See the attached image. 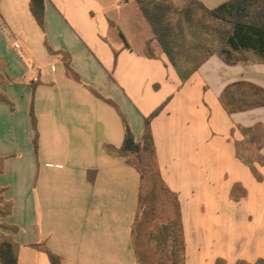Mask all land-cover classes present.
<instances>
[{
	"label": "crops",
	"instance_id": "crops-1",
	"mask_svg": "<svg viewBox=\"0 0 264 264\" xmlns=\"http://www.w3.org/2000/svg\"><path fill=\"white\" fill-rule=\"evenodd\" d=\"M30 3L0 0V190L17 264H51L47 251L62 264H138L141 174L134 155L106 147H122L126 123L142 144L145 118L167 101L151 129L185 264L264 261V106L228 113L221 102L235 84L252 102L264 62L213 55L183 82L135 0H46L44 30Z\"/></svg>",
	"mask_w": 264,
	"mask_h": 264
},
{
	"label": "trees",
	"instance_id": "trees-1",
	"mask_svg": "<svg viewBox=\"0 0 264 264\" xmlns=\"http://www.w3.org/2000/svg\"><path fill=\"white\" fill-rule=\"evenodd\" d=\"M45 2L46 0H31L30 9L38 25L45 29ZM140 10L150 24L154 38L167 55L170 63L176 69L179 77L186 82L190 77L213 55H218L227 64L234 65L240 62L242 53L253 52L264 62V0H229L214 9H208L199 0H190L182 9H176L168 0H135ZM194 7L200 9L204 15L211 17L215 22L214 28L209 32L206 24L201 20L196 24V31L192 37L196 44L192 45L187 42L185 36V23L189 27L194 24ZM177 16L175 19L174 17ZM206 33V34H204ZM207 35L202 37V35ZM146 54L150 58L155 57V53L150 43L147 44ZM67 68L71 71L69 63L66 62ZM246 84H235L228 88L222 96L221 102L228 113L236 111H245L254 107L264 106V90L252 87L250 94L253 97L252 102H245L238 98L240 88ZM236 89V90H235ZM1 98V97H0ZM110 104L117 105L111 101ZM156 109L149 117L145 118V131L143 143L135 142L134 134L129 125L126 123V133L123 145L120 149L107 146L106 150L111 154L129 157L134 155L140 164L144 165L142 170L139 165L135 164L129 158L128 162L135 165L141 174L142 185L149 175L154 183L153 192H160L165 196H173L175 206V219L168 224L158 228L162 237L155 236L157 241V251L169 249L170 259L168 264H185V242L183 238L182 221L180 217L179 203L177 195L174 194L165 185L160 175L159 167L156 160V148L152 135L151 122L158 116L166 104ZM34 130L36 131L34 145L38 147V133L36 127V118L34 112H31ZM245 135H251L253 129H242ZM260 160H263L260 157ZM261 180V177L258 176ZM1 191V190H0ZM8 203V202H7ZM142 186L139 198V213L142 208ZM10 213L11 205L8 203ZM156 211L155 204L149 205V210L143 214L147 217L149 212L152 214ZM137 217V220H138ZM137 220L133 229V241L136 248L138 264H148L145 252L142 250L144 244H139L136 237ZM156 231H152L155 233ZM158 233V232H156ZM157 235V234H156ZM51 264H62L61 258L50 251H47ZM169 258V257H168ZM0 260L3 264H17L16 246L12 243H3L0 246ZM167 264V263H164ZM238 264H246L239 262ZM258 264H264V261Z\"/></svg>",
	"mask_w": 264,
	"mask_h": 264
},
{
	"label": "rangeland",
	"instance_id": "rangeland-1",
	"mask_svg": "<svg viewBox=\"0 0 264 264\" xmlns=\"http://www.w3.org/2000/svg\"><path fill=\"white\" fill-rule=\"evenodd\" d=\"M171 2L174 8L182 9L187 4H190V0H168ZM175 19L177 16L174 17ZM203 21L206 24L208 29L207 35L211 34L212 28H214L216 22L209 16L204 15L203 12L194 7V24L189 27L188 23H185V36L187 37V42L192 45L196 44V40L192 37V33L196 31V24L199 21ZM206 34V33H204ZM202 35V37H206L207 35ZM246 144L242 146L245 147ZM255 149L254 147L249 152L252 159H255ZM135 164L139 165L142 170L148 169L144 168V165L140 164L138 159L134 157L132 159ZM1 165V163H0ZM154 183L149 175L146 174V178L143 181L142 185V208L140 211V215L137 220L136 226V237L137 242L139 244H144L142 250L145 252V257H147L148 264H164L170 263L172 260L170 259L169 249H165L164 251H157V241L154 240L155 236L162 237V234H159L158 228L168 224L170 221L174 220L175 215V206L173 196H165L160 192H153ZM155 204L156 211L152 214L149 212L147 217L143 214V212L147 209L149 210V205ZM9 212V206L7 201H5L3 197L2 191H0V246L3 243H12V234L14 233V228L8 224L6 218L7 213ZM152 231H156L158 233H152ZM157 234V235H156ZM169 257V258H168ZM0 264H3L0 260Z\"/></svg>",
	"mask_w": 264,
	"mask_h": 264
},
{
	"label": "built area",
	"instance_id": "built-area-1",
	"mask_svg": "<svg viewBox=\"0 0 264 264\" xmlns=\"http://www.w3.org/2000/svg\"><path fill=\"white\" fill-rule=\"evenodd\" d=\"M13 47H14L15 50H18V51L21 49V46L18 43H14Z\"/></svg>",
	"mask_w": 264,
	"mask_h": 264
}]
</instances>
